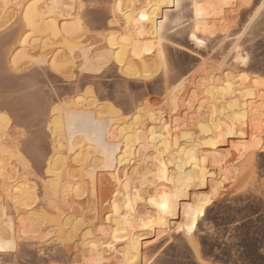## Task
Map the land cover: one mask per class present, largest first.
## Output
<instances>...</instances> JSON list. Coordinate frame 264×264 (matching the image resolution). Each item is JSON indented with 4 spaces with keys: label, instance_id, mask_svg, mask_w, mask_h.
I'll list each match as a JSON object with an SVG mask.
<instances>
[{
    "label": "bare ground",
    "instance_id": "6f19581e",
    "mask_svg": "<svg viewBox=\"0 0 264 264\" xmlns=\"http://www.w3.org/2000/svg\"><path fill=\"white\" fill-rule=\"evenodd\" d=\"M185 1H187L188 3V0H184V2ZM68 2H70L73 7L70 9H65V11L68 13L67 16H65L63 12H60L56 8L52 7L56 4ZM112 2L120 3L121 0H110L108 2L107 8L109 11L110 21L112 19V16L109 5ZM157 2H162V0H123V3L125 5H147L149 3L154 4ZM195 2L205 6L202 9L204 14L200 19L209 30L215 29L214 32L208 35L206 46L204 48L207 47L208 41L214 38H218V36H220L222 40H224V42L229 41L230 46L232 47L234 43L233 38L238 35L237 33H232V28L234 25L231 22V16L234 13L236 14V12L241 8L232 9L229 7H225L224 9H222L223 16H219L216 14V9L213 8L212 5L221 3V0H195ZM231 2L233 4L243 3V0H231ZM31 4L40 5L41 7H37L33 11L37 13L41 18L52 22L54 29L59 31H57L56 34H53L52 32L48 31L47 26H45V29L41 33L40 38L44 40L50 39L51 46L47 49H44L39 44L30 46V49L27 50L16 63L13 62L16 58L15 53L19 52L20 47H23V45L16 48H8V60L14 70H18L25 65L27 66L28 64L31 65L40 63L36 61L41 56H44L45 61L49 60L51 67V61L56 53H60L62 57H64L65 54L67 57H81L82 53L80 52L78 44L87 43L89 45L91 58H95L98 50L100 52H104L106 50L105 41L103 40V38L102 45L100 47H94L89 43V41L85 40V36L78 41L76 37L71 34H66L63 31L65 23L70 24L72 23L73 17H79L83 21L85 29L87 30V32H89L87 22H85L84 20L85 13L83 12V8H81V5H84L82 3V0H0V36L9 31V29L18 26L19 29L15 38V44L18 45L21 38V33L24 31V14L28 11V6ZM170 4L171 0H169V5ZM43 5H45L46 8L43 7ZM133 11L138 12L139 9H133ZM160 12L165 13L169 16L174 14V11L171 13L169 10L160 9ZM192 17L193 19L196 18L194 9L192 12ZM136 19L139 18L136 17ZM141 23L145 25L148 24L147 21H143ZM108 26L109 29H107V31L105 32H115L122 34L124 31L118 25L109 23ZM135 27V22H133L132 29L134 30ZM196 35L197 39H204L206 33L202 28V30L196 33ZM128 36L129 41L126 43L125 50L122 55L120 47H116L113 49L110 45H107V49H110V51H108L107 53L110 57L107 63L113 62L118 68L119 72L123 75H125V72L131 71V74L125 75L129 76L131 79L134 77L137 78V80H148L151 76H153V74H150V71H153V68H155V70L157 71H159V69L161 68L158 64V51L156 48L150 46L151 37L147 35H134L132 31H129ZM225 36H227L226 40L224 39ZM189 37L193 45L198 47L196 43L191 39V33H189ZM117 41L118 43H124V41H122L119 36L117 37ZM145 45H149L148 51H144ZM163 47L165 60L167 61L166 45H164ZM238 47L241 50L242 54L239 57L234 55V62L236 63L237 59H239L240 61H247V63H240L238 67L228 69L229 71H231L232 80L227 79L229 71L226 73H222L223 75H221L220 77L204 71L199 82H194V80H192L193 78L191 80H187V78L185 77H177L178 79L174 85L175 87L176 84L180 83L181 80L187 81L184 86L176 93V109L180 107V110L178 109L173 112L165 111L162 117L165 126L175 124L176 120L181 121V124L177 125L180 130V139L183 138L186 131L192 136L199 138V124L201 122L211 123L213 117L215 118V123L217 125L215 137L217 140H219L220 138H224L222 141L223 144L226 145V147L222 148L218 146V143H216L214 146L211 144H201L196 149V151L205 153L209 157H211L213 153H216L224 158L222 161V165L225 169L227 178L224 179L220 192L212 200V202L215 201L221 194H223L224 190H226L228 186L233 185L237 180H239V178L248 175L254 169L255 156L257 153L256 151L258 148H260V141L264 139V102H262L260 98V89L256 84L257 78H253V76L251 78L249 74L244 73L242 69L243 67H246L248 65L249 55L241 49L240 45H238ZM113 53L121 55V58L117 60L116 57L112 55ZM202 62L206 64L207 61L206 59L202 58ZM107 63H105L104 65H106ZM122 66L124 69L123 72L121 70ZM240 77H246V79L241 80ZM228 84L232 85L230 89L227 88ZM0 88H2V86ZM253 88L256 89L254 94L247 95V91ZM221 89H223V91H218ZM209 92L214 93V95H209ZM242 92L245 93V95H241ZM189 102H191V107L188 106ZM234 103L238 105V108L229 109L228 106ZM112 109L114 108L110 102H105L103 105H99L95 100L89 99L86 93H75V95H71L70 98L64 101L62 104L52 105L49 110V121L47 124L48 133L51 134L52 138V150L50 152L49 158H46L47 160L42 161L44 162L43 164L42 162H38V160L36 159L38 163L42 164L41 166L43 167L45 172L44 175L40 178L34 177L35 174L33 172V164H31V161L26 158L28 156H25V154L22 153L24 151H22L23 148L20 147L21 144L19 143V145L16 142L15 144L14 141H11V144H7L5 142L6 136L11 137L9 135L11 134V125L9 117H6V115L0 110V117H6L8 121L7 123H5L3 120H0V204H2V206L6 210L3 214H0V242L7 246L9 241L12 239V232L15 226L19 224V213L16 209L17 201L30 202V209L35 211L37 217H40L41 214L47 217H54L57 215L55 209L49 207L45 203L46 193L44 181L47 178L49 161L52 160L55 150L59 148L61 144L64 145L63 148H60V151L65 156L64 167L71 172L70 176L68 175V172H65L64 181L67 182L70 180L72 183L83 184L86 186V191L88 193V195H83L78 201H76L75 209L68 210L71 213L72 217L79 218L82 215V212L87 211L88 200L92 193L95 194V200L98 202H102L104 205V207L93 209V212L98 213V215L95 217V220H98V225L101 226V218L105 222H107V218L109 215H113L114 217V205L123 203L124 199L123 196L120 199H117L116 197L115 189L119 188L120 186L114 185L112 181L114 170L108 169L110 171H106L107 173L105 172L106 174H103L101 171L102 167H96L94 170H92L91 175L89 176L87 175L89 169L85 168L83 165H78L75 160L76 155H82L85 159V163H87V161H95L97 158H103L105 150L108 149L114 142L113 136L116 133L117 129L120 127H124L125 124L129 123V120L122 121L115 118ZM138 110L139 107H137L135 109V112H133L137 113ZM157 111L160 110L158 109ZM229 111H232V116L229 115ZM145 115L147 119L142 118L143 123L138 129H126V131H132L134 136H138L139 139L143 140L146 135L144 129L147 128L150 132L151 129L155 127L157 129L155 133L157 141L160 140V137L162 135H170L172 140L171 147L172 149H175L177 140L176 129L173 128L170 133H164L160 130L159 117L157 118L158 122L154 124L152 119L153 113L149 112ZM236 116H241L242 118L235 119L234 117ZM86 117L100 126L101 134L98 138H94V134L93 136H91L92 134L78 136L79 132L69 131L70 123H74L79 118ZM230 127L236 134L226 137V133ZM240 131H243V136L239 134ZM95 132L97 131L95 130ZM209 135H211V133ZM253 137H255L257 142L254 148L251 146ZM146 143H153L150 134L147 135ZM183 146L184 145H182L181 147ZM120 147H126V142L120 144ZM246 148L247 151H245ZM28 149L30 151L29 153H31V155H33L35 158L36 156H38V151L35 147L30 145V148ZM168 151L169 149H165V154L160 157V164L164 165L167 169L168 179H156L155 187L149 185V189L152 192L153 196H155L158 191L159 196L161 197L165 195L174 196L177 191L182 190V195L176 197L179 203V212L182 214L184 205L191 204L194 197H196L197 195H209L211 193L212 184L211 180L208 179L201 185V187L208 189L207 192H197V189L194 187L185 188L182 184L183 174L180 172V170L177 169L174 165V170H170L167 167L166 156H169L167 155ZM241 152L244 153L245 157H247L249 153H252V157L246 165L240 163ZM129 153V158L125 161L124 164H121L119 162V158H117L115 171L120 172L119 178L121 181H125V173L127 174L129 179L125 182H130L133 204L135 207L141 208L144 204L143 196L139 201L135 200V192L139 187L138 182L143 178L145 174L149 175V178L151 179V174L153 172L160 173L161 168L156 164L155 160L147 159L148 155H154V150L152 148L146 147L144 151H141L135 140L132 143V148L129 149ZM173 154L175 155V159L177 161H180L182 159L179 154ZM17 156L23 157L24 161L27 162V171L25 170L23 164L20 163L17 158H15ZM183 159H187V156L185 155ZM145 165H147V167H145ZM207 167L209 168L211 173L215 174V176L221 177L220 162H218L216 166L208 163ZM80 169H83V172H81ZM190 169L191 165L184 166L185 172L189 171ZM138 171L139 174H137ZM256 173H254V175ZM5 185H7V188L5 187ZM18 188L20 189L19 191H17ZM109 194H111L110 198L114 202L111 210L108 207ZM52 195L55 196V192H52ZM125 195H127V193H125ZM212 202L205 206L204 217L206 215L208 207L212 205ZM78 208H80V210L82 211L79 215ZM61 216L64 217V214L61 213ZM176 218H178L177 221L173 220ZM180 218V216L172 217V223H178ZM9 220H11V226H9ZM199 222L200 221H198L197 224V233L200 226ZM63 224L64 232L67 233L71 238L69 239L68 236H66L63 240H61L52 236L49 237V239L50 241L52 240L51 243H54L56 246L64 247L66 249L75 238L81 235L72 234L74 226L72 225L69 218L65 217L63 219ZM47 227V225L44 226L45 231L47 230ZM90 227L94 228V226L92 225ZM110 227L112 229L113 235H115V217ZM146 229H148L151 233H156L159 231L160 225L153 224L150 228L136 227L134 231L130 233V236L135 235L140 231L144 232ZM123 231L124 229L121 228V232ZM97 235L98 231L93 232V236L89 238V241L87 243L84 242V238L83 236H81L82 259L85 261L84 263L74 262L73 264H88L87 262L90 259L94 260L95 264H109L107 263V261L110 256L120 259L121 261L125 259V257L121 255V252L126 243V241L122 237H117L115 240L109 241V243H112L113 245V247L109 249L103 244H99L97 242V240L95 239ZM171 238L172 235L167 238L162 237L160 240H155V237L150 240H145V237H143V239H138L137 247L139 249L140 255L151 259L153 252L161 246L160 242ZM141 240H145L144 242H142V250L139 246ZM22 241L33 240L21 239L16 242V245L18 243H21ZM34 241H36V245L39 244L42 246L47 243L46 240ZM93 244H97V247L94 248L92 246Z\"/></svg>",
    "mask_w": 264,
    "mask_h": 264
},
{
    "label": "snow or ice",
    "instance_id": "6c2138e0",
    "mask_svg": "<svg viewBox=\"0 0 264 264\" xmlns=\"http://www.w3.org/2000/svg\"><path fill=\"white\" fill-rule=\"evenodd\" d=\"M95 6V5H94ZM174 9V14L169 16L165 13H161L160 9L169 7ZM249 6V0H243V3L233 4L231 0H221V3L212 5L216 9V14L223 16L222 9L229 7L232 9L244 8ZM37 7H41L37 4H31L28 6V11L24 14V31L21 33V38L18 45L12 44L11 47L16 48L20 47V51L15 53L16 63L27 50L30 49V46L41 45L44 49H47L51 46V41L41 39V33L44 31L45 26L47 30L56 34L57 31L53 27V23L41 18L33 10ZM43 7L46 8L45 5ZM58 11L63 12L65 16L68 13L65 9H70L73 5L68 3H61L52 6ZM84 6L81 5V8ZM205 7L200 3H196L195 0H188V3H185L184 0H171L169 5V0H162V2L149 3L147 5L140 4H130L125 5L123 0L120 3L112 2L109 5L112 19L110 21L113 25H118L124 31L123 33H109V32H100L95 33L96 36L103 38L105 41L106 50L104 52L97 51L95 58L90 57V49L87 43L78 44L80 52L82 53L79 61V71L81 73H96L99 72L105 63L108 62L110 57L108 56L107 45H110L111 48L120 47L121 55L125 50L126 43L129 41L128 33L132 31L134 35L144 36L147 35L151 37V47L157 49L159 54L158 64L160 67L165 68L167 71V61L165 60L164 55V45L171 44L173 36H186L188 37L191 33V39L196 43L199 48H204L206 46V40L209 34L215 31V29L209 30L207 26L200 19L204 14L202 9ZM133 9H139L138 12L133 11ZM193 9L195 10V19L192 17ZM256 14L260 16L261 19H264V2H261L259 7L255 9ZM138 17L139 19H136ZM256 17L253 16L248 24L244 26V31L240 33L239 36L233 38L234 43L231 51L225 55L221 61L219 67L224 68L225 64L228 63L230 58L235 55L239 57L242 53L238 45L240 41L247 35L249 31V25H251L252 20ZM147 21L148 24H142L141 22ZM133 22H135V29H132ZM194 25V27H193ZM205 31L206 36L204 39H197L196 33L201 30ZM63 31L66 34H71L81 40L84 36L89 35L83 25V21L79 17H73L72 23H65ZM226 31V29H225ZM120 37L124 43H118L117 37ZM227 39V36L224 38ZM224 40L219 41L217 47H222ZM175 48H180L179 43L172 44ZM149 50V45L144 46V51ZM116 57L117 60L121 58V55L116 53L112 54ZM45 61L44 56H41L36 62L43 63ZM240 63H247V61H240L237 59L236 65ZM52 70L60 75H67L73 67H77V62L74 57H67L66 54L64 57L60 53H56L54 58L51 61ZM233 66L229 65V69ZM122 72L124 71L122 66ZM125 75L131 74V71L125 72ZM71 79V76H68ZM228 80H232L231 71L227 77ZM241 80L246 79V77H240ZM186 80H181L180 83L176 84V87L173 89L168 88L167 94L163 97V103L158 104L153 108L148 103H143L139 106L137 113L133 114L132 118L123 117L118 111L112 109L113 115L117 119H128L129 123L125 124L124 127L117 129L114 134V142L111 146L105 150L103 158H97L95 161H87L82 155H76L75 160L78 165H83L85 168H88L89 171L87 175H91L92 170L96 167H102L104 169H113L112 181L114 185H119V188H116V197L120 199L124 197L123 203L115 204V235H113L111 224L113 223V215H109L107 222L102 218L100 220V225L98 229L91 228L90 226L95 224V217L98 213L93 212L94 208L104 207L102 202L95 200V194L92 193L89 197L87 204V214H82L79 218L72 217L69 209H75L76 201H78L83 195H88L86 191V186L79 183H72L70 180L64 181V174L68 172V175H71L70 170H67L64 167L65 156L60 151V148H63L64 145L61 144L53 154L52 160L49 161V167L47 170V178L45 179V203L55 209L57 215L54 217H47L41 214L40 217L36 216L35 211L30 209V202H16V209L19 213V224L15 226L12 232V239L9 241L8 245L5 246L0 242V252L6 251L8 249H13L16 247V242L21 239L25 240H47L49 237H56L57 239L63 240L67 233L64 232L63 219L69 218L71 220L73 227L74 235H81L84 238V242L87 243L89 238L93 236V232L98 231V235L95 237L99 244H103L105 247L111 249L113 247L112 243H109L111 240H115L117 237H122L126 243L121 252V255L125 257L124 260L120 261V264H154L155 257L151 259L143 257L139 253L137 247V240L143 239L144 233H136L131 235L130 233L134 231L136 227L150 228L153 224H159L160 229L158 232L154 233L153 236L155 240H160L162 237L167 238L176 233L181 234L183 238H186V241L191 244L192 248L196 251L197 256L199 257V245L196 240L197 234V224L198 221L204 217V208L207 204H210L212 200L218 195L221 190L224 179L227 178L225 174V169L222 165L223 157L219 156L216 153H213L211 157L207 154L196 151L199 145L201 144H211L215 145L216 143L222 142V140H217L215 137V132L217 125L215 123V118L213 117L211 123L201 122L199 124L200 136L196 138L192 136L187 131L183 136L184 146L181 147L180 140V130L177 125L181 124L180 120H176L175 124H170L165 126L162 120L163 114L165 111L173 112L176 110L177 100L176 93L184 86ZM256 84L260 89V98L264 102V79H257ZM231 84L227 85V88H231ZM223 91V89L218 90ZM256 91L255 88L247 91V95H253ZM93 89L91 87L87 88L86 94H92ZM122 94L128 95L127 90L121 86ZM195 95V94H194ZM209 95H214V93L209 92ZM245 95V93H241ZM189 107H191V102H189ZM229 109H236L238 105L235 103L228 106ZM160 111H157V110ZM153 113L152 119L153 123L156 124L159 119L160 130L164 133H170L173 128L176 129V147L172 149V140L170 135H162L160 140L157 141L155 135L157 129L153 127L149 132V129L145 128V138L143 140L139 139L138 136H134L132 131H126V129H138L143 123V119H147L146 113ZM232 111H229V115L232 116ZM143 118V119H142ZM235 119H241V116L234 117ZM0 120H3L7 123L6 117H0ZM211 133V135H209ZM151 135L153 143H146L147 135ZM227 135H235L236 133L230 127L226 133ZM241 136L244 135L243 131L239 133ZM135 140L136 144L140 147L141 151H144L146 147L152 148L154 150V155H148L147 159L155 160L156 164L160 166L161 172H153L151 174L152 178H149V175L145 174L141 180L138 182V190L135 192V200L139 201L141 197L144 198V204L141 208H137L133 204V197L130 188V182L128 181V176L125 173V181L120 180V172L115 171V164L117 163V158L119 162L124 164L125 161L129 158V149L132 148V143ZM126 142V147L121 148L120 144ZM256 139L253 137L252 147L256 146ZM261 144H264V139L260 141ZM117 144L119 145L117 149ZM165 149H169L167 155L171 156V160L167 161L172 163L180 172L183 174L182 184L184 187H194L199 188L201 185L208 179L211 180L212 188L209 195H197L193 198L191 204L184 205L183 213L179 212V203L176 197L182 195V190H179L175 193L174 196H159V192L155 196L152 195V192L149 189V185L155 187L156 179L163 178L164 180L168 179L167 169L164 165L160 164V157L165 154ZM239 150V149H238ZM247 151V148L245 149ZM173 153L179 154L182 159L177 161ZM187 156V159H183L184 156ZM227 155V154H225ZM241 161L246 165L252 157V153H249L245 157L244 153H240ZM23 164L25 170H28V164L24 161L23 157H15ZM54 161V163H53ZM221 163V177L215 176L211 173L207 167L208 163H211L213 166H216L217 163ZM185 165H191L189 171H184ZM239 166V165H238ZM147 167V165H145ZM83 172V169H80ZM139 174V171L137 172ZM7 179V178H5ZM174 183V182H173ZM7 188V185H5ZM20 189L18 188L17 191ZM147 190V191H146ZM52 192H55V196L52 195ZM127 193V195H125ZM261 194H264V184L261 185ZM109 194V209L111 210L114 202L111 200ZM6 210L0 204V214H3ZM61 213L64 214V217L61 216ZM180 216L178 223H172V217ZM7 219V217H6ZM87 221V222H86ZM47 225V230H44V226ZM107 225V226H105ZM9 226H11V220H9ZM209 230L215 231L212 225H205ZM121 228L124 229L121 232ZM70 239L71 237L68 236ZM106 238V239H105ZM94 248L97 247V244L92 245ZM159 255V253H157ZM0 264H5L4 260L0 258ZM199 264H207L206 261L200 260Z\"/></svg>",
    "mask_w": 264,
    "mask_h": 264
},
{
    "label": "rangeland",
    "instance_id": "374dc122",
    "mask_svg": "<svg viewBox=\"0 0 264 264\" xmlns=\"http://www.w3.org/2000/svg\"><path fill=\"white\" fill-rule=\"evenodd\" d=\"M109 1L82 0L84 20L87 22L88 33H90L85 36V40L94 47H100L103 43L102 38L95 33L109 29L110 17L107 8ZM261 2L264 0H249V6L241 8L231 16V22L234 25L232 33H237L238 36L244 31L248 21L253 16L256 17L239 45L249 55L248 65L242 68L243 72L257 79H264V19H261L255 11ZM162 10H169L171 13L174 11L170 6ZM18 29V26L11 28L0 36V83L2 86L0 110L9 117L11 125V134H9L11 137L6 136L5 142L11 144L14 141L21 144L19 145L24 151L22 153L28 156L26 158L33 164L34 177L40 178L44 175L42 161L49 158L52 150V138L47 130L49 110L52 105L62 104L75 93L85 94L89 87L93 89L92 94H87L89 99L95 100L99 105L110 102L113 108L125 118H131L135 109L142 103L148 102L153 108L163 103V97L168 89L163 77L166 69L162 67L159 71L153 68V71H150L153 76L148 80H137L134 77L131 79L123 75L113 62L104 65L99 72L81 73L78 68L80 56H77L75 58L77 67H73L67 75L54 72L49 60L28 64L14 70L9 63L7 52L11 45L15 44ZM221 40L222 38L218 36L208 41L206 48H198L190 41L189 35L188 37L173 36L171 44H166V67L167 70H171L168 79L171 88L175 87L179 77H185L187 80L193 78L194 82H199L204 71L220 77L222 73L229 71V65L233 66L231 69L238 67L234 62V55L223 69L219 67L225 55L232 49L229 41L224 42L222 47H217ZM176 43H179L181 47L172 46ZM202 58L206 59V64L202 62ZM69 75L71 79L68 78ZM121 86L127 90L128 95L122 94ZM69 125V131L79 132L78 136L94 134L93 137L98 138L101 134L100 126L87 117L79 118ZM226 137L229 135L226 134ZM179 143L181 146L184 145L183 138ZM30 145L38 151L36 158L29 153ZM218 146L226 147L223 141L219 142ZM259 147L256 151L254 169L248 175L239 178L233 185L228 186L223 194L212 202L205 217L199 222V231L196 235L199 257L186 239L176 233L171 239L160 242L161 246L152 255L155 257L154 264H199L201 259L207 264H264V194H261V185L264 184V144ZM166 160L170 161L171 157L166 156ZM167 167L170 170L175 169L169 162ZM101 171L106 174L110 170L101 168ZM196 189L197 192L208 191L203 187ZM78 209L79 215L82 211ZM81 214L86 215L87 211ZM173 220L177 221L178 218ZM205 225H212L215 231L209 230ZM92 226L98 229L97 219ZM141 232L143 231L139 233ZM143 233L145 240L154 238V233L148 229ZM79 237L75 238L66 249L51 243L52 240L50 241L49 238L43 246L36 245L34 240L22 241L15 248L0 252V258L5 264L84 263L82 239L81 236ZM145 240L140 241L141 250L142 242ZM120 261L110 256L107 263L120 264ZM94 262L90 259L87 263L95 264Z\"/></svg>",
    "mask_w": 264,
    "mask_h": 264
},
{
    "label": "clouds",
    "instance_id": "9594fccd",
    "mask_svg": "<svg viewBox=\"0 0 264 264\" xmlns=\"http://www.w3.org/2000/svg\"><path fill=\"white\" fill-rule=\"evenodd\" d=\"M170 74H171V70H167V71H165V73H164V75H163V77H164V79H165V84H166V88H167V89H168L169 87H171V85L168 84V79H169ZM114 138H115V137L113 136V139H114ZM118 147H119V145L117 144V149H118Z\"/></svg>",
    "mask_w": 264,
    "mask_h": 264
}]
</instances>
